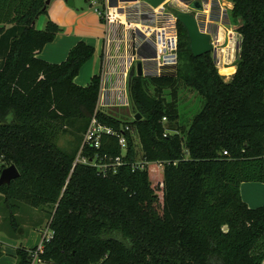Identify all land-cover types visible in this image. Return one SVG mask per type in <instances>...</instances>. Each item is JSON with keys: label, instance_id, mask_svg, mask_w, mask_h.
Listing matches in <instances>:
<instances>
[{"label": "trees", "instance_id": "trees-1", "mask_svg": "<svg viewBox=\"0 0 264 264\" xmlns=\"http://www.w3.org/2000/svg\"><path fill=\"white\" fill-rule=\"evenodd\" d=\"M45 1L0 0V172L10 164L19 172L0 195L12 230L17 203L50 207L51 235L35 262L37 246H18L14 264H264V202L249 207L240 193L242 183L264 184V0H231L240 43L229 79L210 53L186 49L177 22L176 66L129 78L140 114L131 121L96 107L98 74L75 83L91 44L77 41L58 63L38 56L61 31L51 19L35 27ZM181 84L202 104L184 131L167 132L162 117L177 122ZM92 116L117 132L135 129L142 167L132 169L130 132L120 165L116 136L82 146ZM67 132L77 141L72 151L58 145ZM78 151L106 167L75 161ZM159 162L153 178L149 165Z\"/></svg>", "mask_w": 264, "mask_h": 264}, {"label": "built area", "instance_id": "built-area-1", "mask_svg": "<svg viewBox=\"0 0 264 264\" xmlns=\"http://www.w3.org/2000/svg\"><path fill=\"white\" fill-rule=\"evenodd\" d=\"M99 19L112 29L120 28L121 36L110 38L112 44H124L128 47V53L122 60V66L117 74L121 82L114 85L112 74L105 73L102 69L100 77L99 93L96 107L103 111L105 108H125L130 106L129 78L133 70L135 74L136 61L142 62L144 75H161L165 68H174L177 63V20L176 10L192 13L203 31L211 32L210 27H221L222 22L228 19L227 10L223 0H163L157 6H152L148 0H88ZM194 1L200 2L202 10L194 9L191 5ZM213 34V33H212ZM230 35V36H229ZM229 40L234 48L240 43V35L236 32L229 33ZM221 43L215 37L214 60ZM107 112V111H106ZM162 117V122L166 121ZM132 132L129 125H125L122 132H117L110 127L98 123L92 116L83 136V143L97 148L102 134L114 135L120 149V155L115 157V163L120 165L127 150V137L125 132ZM166 135V133H164ZM223 153H226L224 151ZM75 161L97 166L99 169L105 164L96 163L95 158L81 157L79 154ZM141 161L134 160L132 169L142 167ZM162 167V162L158 163ZM51 235V234H50ZM49 238L47 234L44 236ZM42 250V244L32 252V263L35 262L37 253Z\"/></svg>", "mask_w": 264, "mask_h": 264}, {"label": "rangeland", "instance_id": "rangeland-1", "mask_svg": "<svg viewBox=\"0 0 264 264\" xmlns=\"http://www.w3.org/2000/svg\"><path fill=\"white\" fill-rule=\"evenodd\" d=\"M223 2L226 5V4L231 3L232 1L223 0ZM76 4H77L76 6L79 7L78 14L84 13L85 10H88V9L90 10V8H91V12L95 14L93 11V7H91L88 0H76ZM70 8L76 11V7L70 6ZM228 14H229V19H230V26H228V28L236 32V28H234V25H238L239 20L238 19L235 20L233 17H231L230 9H228ZM80 18L81 17H79L78 19V21L80 22L77 21L76 23L72 24L74 28H78V27L85 25V24H82V25L80 24L81 23ZM226 20L227 19H225V21ZM100 22L102 23L101 20ZM42 25H43L42 17H40L38 20H36L35 27L41 29L43 27ZM88 25L99 33V30L97 29L96 24L90 23ZM80 35H87V34H80ZM227 41H225L223 45L219 46V50H218L217 57H216L217 62L214 61L219 74L223 76L225 74H230L232 72L233 67L231 65L235 64V60L238 54V49L236 47L234 48V44H231L229 47ZM223 49H224V52L227 50L230 52L229 55L227 53L226 56L224 57L225 61L224 60L221 61L220 56H219V51L221 52L223 51ZM98 59H99V55H98L97 50H95L92 57L86 63H84L82 67L80 68L78 76H77L78 84H84V85L87 84L91 75H93L91 73L94 71L95 67L98 65ZM221 67H224V68L222 70H219ZM224 77L226 79V76ZM165 94H166V97L169 98L168 90H165ZM201 104H202L201 96L194 89L185 87L181 84L178 88L179 116H178L176 123H169L167 120L163 123L164 126L168 129L167 132H174V129H177V131H179L180 133L184 131L187 125L190 123L192 117L199 111ZM107 112L121 118L122 120H126V121H131L134 115L133 109L131 107V102H130V106L127 108L126 107L125 108H113ZM131 135H132L134 149H135V160L141 161L142 160V150H141L138 135L135 129L132 130ZM76 142H77L76 138L68 132L62 133L58 139V145L69 151H72L76 147L77 145ZM78 154H79V151L77 152L76 157L78 156ZM150 165H149L150 176L155 178L156 175L162 172V167L150 166ZM258 184L259 182H249V183H246L244 187H241V196L244 199V201H246L249 204V207H256V206L261 205L264 202V189H260L261 186L258 187ZM49 209L50 207L48 206L32 207V206H29V205H26L20 202L17 203L16 207L13 209V212L15 214L18 227L17 229L12 230L8 224L9 210L3 201V196L0 195V227H1V230L4 231L5 233L8 231L10 234L14 235V237H8L6 239L0 236V242L2 243L0 244L3 247H5V249H7V254H3L2 264H12V262L15 263L13 259L16 260L15 248H17L18 246H23L27 249L33 248L42 243L43 238L46 234L47 236H50L51 231L47 227V223L49 220V213H48ZM2 231L0 232V234H5Z\"/></svg>", "mask_w": 264, "mask_h": 264}, {"label": "crops", "instance_id": "crops-1", "mask_svg": "<svg viewBox=\"0 0 264 264\" xmlns=\"http://www.w3.org/2000/svg\"><path fill=\"white\" fill-rule=\"evenodd\" d=\"M74 5L71 7H76V11L72 10L70 6L68 5L67 0H51L48 8H47V14L39 16L36 20H38L40 17H42V26H44L47 19H51L55 23H57L61 31L56 34L55 38L44 45L42 50L38 53V56L48 62L51 63H58L65 59L69 49L79 40H83L89 44H91L94 47V51L97 50L99 59H98V65L95 67L94 71L91 73L89 81L87 84H78L77 83V76L74 78V81L76 84L81 86H86L90 83L92 76L99 74L102 69L105 71V73H109V76L112 74V79L114 81V85H117L121 82V77L119 74H117L118 69L120 70L122 66V60L126 53H128V47L124 44L118 45L112 44L110 42V38H117L121 36V30L120 28L112 29L111 26L106 25L104 22H100V19L96 12H91L90 10H85L84 13L79 12V7L76 5V0H73ZM81 7V6H80ZM227 14L228 9H231L232 2L225 5ZM88 11V12H87ZM81 20V25L85 24L81 27L74 28L72 25L73 23H76L78 19ZM229 19V14H228ZM222 22L224 25L221 27L220 25H217L216 27V38L221 43L220 45H223L225 41L228 42V45L230 46L232 42H230L229 33L233 30L228 28L230 26V19ZM88 20V22H87ZM80 22V21H78ZM96 24L97 29L99 30V33L90 27L88 24ZM238 25H234V28H236ZM214 26L210 27L211 33L215 32V29L212 30ZM221 31L224 34L223 39L221 40ZM80 34H87V35H80ZM91 34V35H90ZM236 34V32H234ZM229 35V36H228ZM97 48V49H96ZM224 50V49H223ZM222 52V51H221ZM61 60V61H60ZM87 62V61H86ZM85 62V63H86ZM138 61H136L137 63ZM233 67V70L230 74H225L226 79H229L230 75L235 71V64L231 65ZM82 67V66H81ZM230 67V65H229ZM98 70V72H97ZM79 73V72H78ZM136 74V73H135ZM115 108V107H114ZM127 108V107H126ZM112 108H105L104 110L109 111ZM249 183V182H246ZM246 183H242L240 186V193H241V187H244ZM261 186L260 189H264V184L259 183L258 187ZM242 197V196H241ZM243 199V198H242ZM244 200V199H243ZM246 202V201H245ZM247 203V202H246ZM249 206V204L247 203ZM0 227V232H1ZM4 232V231H2ZM5 233V232H4ZM8 233V234H6ZM5 234H0L2 238L6 239L8 237H14V235L10 234L8 231ZM1 243V242H0ZM2 244V243H1ZM2 248V256L0 257V264H2V257L3 254H7V249L1 245ZM15 261V259H13ZM12 264H14L12 262Z\"/></svg>", "mask_w": 264, "mask_h": 264}, {"label": "water", "instance_id": "water-1", "mask_svg": "<svg viewBox=\"0 0 264 264\" xmlns=\"http://www.w3.org/2000/svg\"><path fill=\"white\" fill-rule=\"evenodd\" d=\"M152 6H157L163 0H148ZM46 4L50 3V0L45 1ZM69 6H73V0H67ZM194 9L202 10V6L200 2L194 1L191 5ZM175 17L177 22H179L184 29L186 30L187 37H188V44L186 45V49L189 50L193 56H200L202 54L210 53L214 59V52L216 47L214 46V39L216 37V31L212 34L211 32L203 31L197 20L196 17L190 13L185 12L182 10H176ZM239 51V44L237 47ZM215 61V60H214ZM135 73L138 76H144L142 71V62L138 61L135 65ZM134 74L132 70L130 72V76ZM135 120L140 119V114L136 113L134 115ZM19 172L18 169L14 164H10L4 167L0 172V185L9 184L11 180L18 177Z\"/></svg>", "mask_w": 264, "mask_h": 264}, {"label": "bare ground", "instance_id": "bare-ground-1", "mask_svg": "<svg viewBox=\"0 0 264 264\" xmlns=\"http://www.w3.org/2000/svg\"><path fill=\"white\" fill-rule=\"evenodd\" d=\"M223 37H224V34H223V32L221 31V40L223 39ZM225 43V42H224ZM230 47V46H229ZM225 53V54H223V53ZM222 52H220L219 51V56H220V60L222 61V60H224V57L226 56V54L228 53V55L230 54V52L227 50V51H225L224 52V50L222 51ZM225 61V60H224ZM222 65V64H221ZM223 66V65H222ZM224 67H221L219 70H222Z\"/></svg>", "mask_w": 264, "mask_h": 264}, {"label": "flooded vegetation", "instance_id": "flooded-vegetation-1", "mask_svg": "<svg viewBox=\"0 0 264 264\" xmlns=\"http://www.w3.org/2000/svg\"><path fill=\"white\" fill-rule=\"evenodd\" d=\"M215 28H213L212 30H214Z\"/></svg>", "mask_w": 264, "mask_h": 264}]
</instances>
